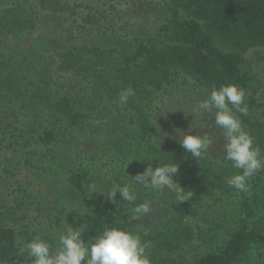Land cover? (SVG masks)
Masks as SVG:
<instances>
[{
	"label": "trees",
	"instance_id": "1",
	"mask_svg": "<svg viewBox=\"0 0 264 264\" xmlns=\"http://www.w3.org/2000/svg\"><path fill=\"white\" fill-rule=\"evenodd\" d=\"M168 12L154 41H137L129 53L122 54L112 65L116 86L131 87L135 91L130 103L136 111V129L132 131L118 120L109 122L108 140L103 142L105 148L102 151L94 148L90 155L95 159L103 152L111 156L108 164L125 167L132 162L144 170L149 164L155 168L160 164L177 163L179 171L174 180H192L196 186L206 185L202 188L208 190L207 195L219 192L225 196L237 191L226 183L229 172L219 169L218 163L225 161V156L208 150L198 161L180 145L158 140L148 113L156 101V91L170 81L173 72L184 73L210 93L213 86L219 88L227 84L249 88L252 80L244 55L252 49L264 48V0H169ZM35 30L34 20L17 7L0 8V95L4 104L15 110L16 118L11 123L0 117V129L7 135L17 136L19 145L34 144L41 154L54 158L77 132L79 96L87 95L86 86H91L98 76L94 74L98 50L95 46H66L69 43L61 36L42 43V54L47 58L58 56L64 71L71 73L73 79L60 95H53L49 88L41 86L28 95L21 78L25 71L37 69L36 61L25 47L27 37ZM68 31L70 36L66 39H73L76 36L73 28ZM111 91L115 92L106 86L95 90L89 103L96 107L97 100ZM246 103L249 112L253 111L254 101ZM28 114L39 122L38 130L30 139L22 132H14L21 123L19 119ZM88 127L90 125L85 128ZM255 132V145L264 151V124L258 125ZM89 134L91 137L94 130L89 129ZM66 151L67 156L72 153L67 147ZM96 167L82 165L66 177L67 197L72 203L83 206L81 213H74L73 224L84 230L86 243L92 242L106 227L138 231L143 240L151 243L148 251L153 264H175L170 256L194 243H198L202 251L194 256L192 264H249L254 251L264 250V179L249 192H239L238 200L229 208L219 212L209 207L194 223L186 213L201 210L200 206L170 203L166 199L168 204L160 207L157 225L141 228L127 215L134 205L121 200L119 193L116 203L111 202L107 194L91 193V184H95L98 191H108L114 184L126 183L117 176L113 181L107 179L97 185ZM116 171L109 173L113 175ZM135 188L136 204L153 195V191L140 185ZM22 237L20 242L14 229L0 227V264H32L27 253L21 255L19 249L34 237L26 232Z\"/></svg>",
	"mask_w": 264,
	"mask_h": 264
},
{
	"label": "rangeland",
	"instance_id": "2",
	"mask_svg": "<svg viewBox=\"0 0 264 264\" xmlns=\"http://www.w3.org/2000/svg\"><path fill=\"white\" fill-rule=\"evenodd\" d=\"M168 4L169 0H0L1 9L17 7L19 12L36 23V30L25 42L27 52L37 63V69L25 71L24 78H21L28 95L37 91L38 86L49 88L53 95H60L68 89V84L73 79L71 73L64 71L58 56L51 55L47 58L42 54V43L61 36L69 43L66 46H95L98 50L94 58L97 64L94 74L98 76L91 86H86L87 95L79 96L77 106L80 110V123L78 122L77 132L73 140L71 138L65 142L63 151L57 157L41 154L34 144L23 147L17 143V136L7 135L0 129V227L14 229L19 234L20 242L22 234L26 232L33 237L47 239L56 246L59 233L66 231L68 227H78L73 224V217L74 213L82 212L83 206L72 203L67 197L66 177L80 166H97L95 174L99 178V186L102 181H113L117 176L130 183L131 176L145 171L144 167L140 168L132 162L125 167L108 164L111 156H105L103 152L95 159L90 154L94 148H100L101 151L105 148L103 142L108 140L109 122L118 120L132 131L136 129V111L131 106L130 98L125 105L119 102L122 87L116 86L112 65L122 54L129 53L137 41H154L169 16ZM70 28H73L76 36L67 40ZM244 59L252 80L249 88L244 89L246 101L253 100L255 108L247 115L235 114L242 121L245 130L254 137L257 126L264 124V48L250 50L244 55ZM103 85L115 92H108L109 95L105 98L98 99L95 107L89 103L91 96L95 90L97 92L100 88L104 89ZM209 95L210 92L191 77L173 72L170 81L156 91V101L148 113L158 140L180 145L179 140L184 134H208L214 141L209 151L225 156V138L222 129L215 124V110L211 113L193 114L197 103L206 100ZM14 115L15 110L6 106L0 95V117L14 123ZM19 120L21 123L14 132H22L27 139L32 138L38 130L39 122L29 114ZM88 125L90 127L85 128ZM89 129L94 130L91 137ZM66 147L72 150L68 156ZM218 164L219 169L229 172V177L240 171L233 168L230 161L221 160ZM113 170L117 171L111 175ZM263 179L264 171H261L250 179V188L261 184ZM175 182L184 189L186 199L189 200L178 203L175 193L167 189L163 192L153 191L152 197L147 200L151 202V212L139 219H130L131 222L141 228L156 226L161 213L160 207L165 208L168 204L166 199L170 203L200 206L201 210L194 209L186 213L190 222L194 223L206 214L209 207L221 212L239 198L238 191L225 196H221L219 192L207 195L208 190L203 189L206 185L202 188L192 180L181 181L178 178ZM78 230L83 232L82 238L85 239L84 230ZM201 251L199 244L194 243L173 253L170 258L175 264H192L194 256ZM249 264H264V250L254 251Z\"/></svg>",
	"mask_w": 264,
	"mask_h": 264
},
{
	"label": "clouds",
	"instance_id": "3",
	"mask_svg": "<svg viewBox=\"0 0 264 264\" xmlns=\"http://www.w3.org/2000/svg\"><path fill=\"white\" fill-rule=\"evenodd\" d=\"M134 95L135 91L131 87L122 89L119 93L120 104L125 105ZM213 110L215 124L222 129L225 138L224 159L240 170L226 178V183L238 192L247 193L250 191V179L264 171V153L255 145L254 137L245 130L235 114L247 115L249 112L246 91L236 84L221 85L219 88L213 86L209 97L197 103L193 114L211 113ZM213 142L208 134H184L179 140L180 146L198 161ZM178 171L177 163L160 164L155 168L149 164L145 171L131 176L130 183L114 184L108 191H98L97 186L91 184L89 190L92 194H107L113 203H116L119 193L121 200L134 205L127 215L129 219L136 220L150 213L152 205L150 201L135 203L138 199L135 185L154 192L167 189L175 193L178 203L189 200L184 189L174 180ZM80 227H68L59 233L56 246L40 236L34 237L19 249V254L27 253L32 264H153L148 251L151 243L143 240L140 232L122 227H106L92 242L86 243L82 238L83 232L78 230Z\"/></svg>",
	"mask_w": 264,
	"mask_h": 264
}]
</instances>
